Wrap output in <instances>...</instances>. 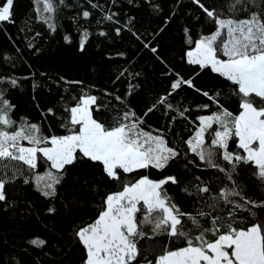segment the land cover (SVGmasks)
Returning <instances> with one entry per match:
<instances>
[{"label": "trees", "instance_id": "16d2710c", "mask_svg": "<svg viewBox=\"0 0 264 264\" xmlns=\"http://www.w3.org/2000/svg\"><path fill=\"white\" fill-rule=\"evenodd\" d=\"M5 2L0 0V6ZM200 2L222 17L239 19L247 15L239 6L235 12L229 11L234 0ZM258 3L260 0H252L245 7L259 11ZM54 4L51 14H41L37 10L42 4L36 0H13L9 20L0 21V81H3L0 89L4 90L3 98L13 106L11 119L17 124L22 120L37 124L44 135L45 124L55 121L60 124L61 134L67 135L70 133L61 125L70 119V108L81 96L91 95L97 98L92 111L98 122L110 128L125 111L131 110L143 119L141 127L145 131L162 134L179 156L163 170L149 168L121 173L120 181L107 178L102 165L78 162L68 168L56 195L48 198L36 190L30 177V182L24 183L27 174L17 176L6 184L7 199L0 202V264H83L85 250L74 231L97 218L102 198L122 190V181H135L145 175L154 181L176 177L178 183L164 185L168 196L183 213L195 215L198 210L208 213L202 218L206 227L216 216L221 217V223L234 220L235 227L264 222V181L254 164L238 163L229 177L227 173L232 165L222 156L216 163L224 172L201 162L184 143L199 125L197 117L218 110L216 100H210L204 92L218 99L224 109L234 114L239 112L240 100L233 95L234 85L212 73L210 68L201 71L198 65L187 63L186 52L194 47L188 39L194 41L214 30L203 10L192 0H63L62 3L54 0ZM153 5L157 7L153 9ZM84 11L90 13L87 18ZM48 15L54 30L43 18ZM108 16L112 19H106ZM85 32L88 35L81 50L80 41ZM152 48L157 51L152 52ZM180 77L185 81L191 79L194 87L182 84L166 102L173 105L172 110L157 105L145 116L147 109L166 96ZM11 79H16L15 86L10 84ZM26 91L35 94L36 101L45 106L42 112L45 119L27 113L15 118L12 99ZM205 104L209 106L207 109L201 107ZM184 109L188 110L181 118L177 113ZM205 139L210 144L208 134ZM22 143L30 146L26 141ZM237 143V138L230 140L228 151L244 154ZM14 170L0 168V178L11 177ZM37 170L43 173V165ZM198 187H207L209 192L198 193ZM233 188L244 199L234 196L230 200L243 207L225 203L220 197L222 190ZM210 204H215V208L209 207ZM49 208L55 211L50 213ZM36 238L45 244L31 245L29 241ZM163 246L175 249L186 246V242L165 235L138 241V247L148 259ZM140 264H145L143 256Z\"/></svg>", "mask_w": 264, "mask_h": 264}, {"label": "snow or ice", "instance_id": "6c2138e0", "mask_svg": "<svg viewBox=\"0 0 264 264\" xmlns=\"http://www.w3.org/2000/svg\"><path fill=\"white\" fill-rule=\"evenodd\" d=\"M251 2L234 0L229 7L230 12H235L237 6L247 12L244 18L237 19L234 16L222 17L215 10L205 8L200 0H192L203 10L214 30L194 41L188 39L187 42L194 43V47L186 52L187 63L198 65L201 71L210 68L212 73L230 82L235 86L233 95L238 96L240 102L239 112L234 114L219 105L218 99L204 92V96L216 100L218 110L211 115L197 117L199 125L184 143L201 162L224 172L225 169L216 163L222 156L232 165L227 173L229 177L238 163L254 164L259 178L264 181V0L257 4L259 11L245 7V3L251 5ZM36 3L42 4V8L37 10L41 14H51L55 9L54 0H36ZM12 5L13 0H6L0 6V21L9 20ZM152 7L155 9L157 6ZM89 15L88 11L83 12L85 18ZM43 18L54 30L51 16ZM106 19L111 20L112 17ZM87 35L85 32L80 41L81 50ZM151 50L157 51L155 48ZM16 83V79L10 80L12 86ZM182 84L194 87L191 79L185 81L180 77L172 83L171 91L160 97L144 115L155 110L157 105H165L172 110L173 105L166 102ZM3 91L0 89V168L12 167L15 170L11 177L0 178V202L7 199L6 184L17 176L27 174L24 183L28 184L31 179L36 190L48 198L56 195L57 186L64 180L68 168L78 162L102 165L107 178L120 181L121 173L131 174L149 168L163 170L179 156L178 150L170 147L162 134L145 131L141 127L143 119L131 110L125 111L110 128L98 122L92 111L97 98L91 95L81 96L70 108V119L61 125L70 134L46 136L37 124L27 120L17 124L11 119L9 113L13 106L3 98ZM201 107L207 109L209 106ZM187 110L178 111V116L183 118ZM13 127L15 131L8 130ZM206 134L211 137L210 144L206 142ZM233 138H237V148L244 154L228 151L229 141ZM24 141L30 146H24ZM41 164L43 173L37 170ZM169 182L178 183L174 176L154 181L145 175L135 181H122V190L106 194L98 205L97 218L74 231L78 243L85 250L83 264H140L141 256L145 264H264V222L246 228L235 227L234 220L221 223V217L216 216L206 227L202 218L209 214L202 210L195 215L181 212L164 188ZM197 191L207 193L209 189L198 187ZM219 195L225 203L243 207L230 200L234 196L244 199L235 188L222 190ZM209 207L215 208V204ZM48 211L51 213L55 209L49 208ZM228 215L232 217L233 214L229 212ZM159 235L183 239L186 246L175 249L159 247L156 255L148 259V255L138 247V241ZM29 243L42 247L45 241L36 238Z\"/></svg>", "mask_w": 264, "mask_h": 264}, {"label": "rangeland", "instance_id": "374dc122", "mask_svg": "<svg viewBox=\"0 0 264 264\" xmlns=\"http://www.w3.org/2000/svg\"><path fill=\"white\" fill-rule=\"evenodd\" d=\"M232 15V14H231ZM37 93H44L48 94L47 96L51 95L46 92H37ZM36 95L31 93V92H25V94L16 97L12 99V102L15 104L16 112L14 114L15 118L18 117L20 113H27L31 116H40L41 118H44L42 115L43 110L45 109V106L40 104V101H36ZM35 102V103H34ZM32 118V117H31ZM44 121V120H43ZM48 124H50L48 126ZM59 123H56L55 121H51L50 123H46L45 127L46 130H44L46 136H51V135H62L60 130H59Z\"/></svg>", "mask_w": 264, "mask_h": 264}]
</instances>
